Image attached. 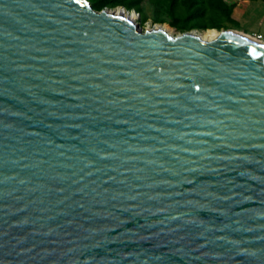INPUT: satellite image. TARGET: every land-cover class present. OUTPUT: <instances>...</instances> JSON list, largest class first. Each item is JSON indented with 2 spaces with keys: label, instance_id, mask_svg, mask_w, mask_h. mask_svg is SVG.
Segmentation results:
<instances>
[{
  "label": "water",
  "instance_id": "1",
  "mask_svg": "<svg viewBox=\"0 0 264 264\" xmlns=\"http://www.w3.org/2000/svg\"><path fill=\"white\" fill-rule=\"evenodd\" d=\"M0 264H264V44L0 0Z\"/></svg>",
  "mask_w": 264,
  "mask_h": 264
},
{
  "label": "rangeland",
  "instance_id": "2",
  "mask_svg": "<svg viewBox=\"0 0 264 264\" xmlns=\"http://www.w3.org/2000/svg\"><path fill=\"white\" fill-rule=\"evenodd\" d=\"M102 9L123 7L137 13L142 30L166 26L173 34L209 29H239L241 0H88ZM240 30V29H239ZM242 31V30H241Z\"/></svg>",
  "mask_w": 264,
  "mask_h": 264
},
{
  "label": "crops",
  "instance_id": "3",
  "mask_svg": "<svg viewBox=\"0 0 264 264\" xmlns=\"http://www.w3.org/2000/svg\"><path fill=\"white\" fill-rule=\"evenodd\" d=\"M238 13L240 30L264 37V0H241Z\"/></svg>",
  "mask_w": 264,
  "mask_h": 264
},
{
  "label": "bare ground",
  "instance_id": "4",
  "mask_svg": "<svg viewBox=\"0 0 264 264\" xmlns=\"http://www.w3.org/2000/svg\"><path fill=\"white\" fill-rule=\"evenodd\" d=\"M114 11L116 13H122L124 11V13L126 15H129L134 21H137V19H138L137 13L135 11H132V10L131 11H128L127 9H124L123 7H118ZM158 27H162L165 30H167L169 33L173 34L170 30H168V28L166 26H158ZM229 30L232 33L239 34V35H242V36H246V37H248L250 39L257 40V41L261 42L262 44H264V39L263 40L262 39L260 40V39L256 38L252 34L246 33V32L241 31L239 29H229ZM219 33H220V30H217V29H209L208 31H206L203 34H199V33H197V34L200 35L203 39L212 40V39L216 38L219 35Z\"/></svg>",
  "mask_w": 264,
  "mask_h": 264
},
{
  "label": "trees",
  "instance_id": "5",
  "mask_svg": "<svg viewBox=\"0 0 264 264\" xmlns=\"http://www.w3.org/2000/svg\"><path fill=\"white\" fill-rule=\"evenodd\" d=\"M103 6H104V5L100 3V4H96V5L94 6V8L102 9Z\"/></svg>",
  "mask_w": 264,
  "mask_h": 264
},
{
  "label": "built area",
  "instance_id": "6",
  "mask_svg": "<svg viewBox=\"0 0 264 264\" xmlns=\"http://www.w3.org/2000/svg\"><path fill=\"white\" fill-rule=\"evenodd\" d=\"M254 36H255L256 38L260 39V40H261V39H262V40L264 39V37H263L262 35H254Z\"/></svg>",
  "mask_w": 264,
  "mask_h": 264
}]
</instances>
